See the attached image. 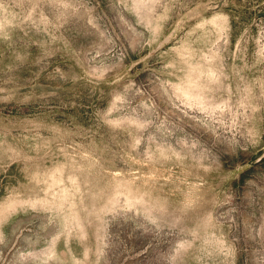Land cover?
<instances>
[{
  "label": "rangeland",
  "instance_id": "1",
  "mask_svg": "<svg viewBox=\"0 0 264 264\" xmlns=\"http://www.w3.org/2000/svg\"><path fill=\"white\" fill-rule=\"evenodd\" d=\"M0 264H264V0H0Z\"/></svg>",
  "mask_w": 264,
  "mask_h": 264
}]
</instances>
